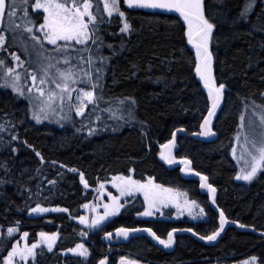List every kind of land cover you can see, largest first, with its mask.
Returning a JSON list of instances; mask_svg holds the SVG:
<instances>
[{
  "label": "trees",
  "instance_id": "obj_1",
  "mask_svg": "<svg viewBox=\"0 0 264 264\" xmlns=\"http://www.w3.org/2000/svg\"><path fill=\"white\" fill-rule=\"evenodd\" d=\"M33 1L27 6L29 19L34 17L30 14ZM92 3L94 12L97 4L103 9V0ZM203 5L206 17L215 25L210 43L213 75L217 86L225 85L221 106L212 117L215 135L210 140L189 136L200 135L211 102L195 73V49L187 43L186 25L175 12L130 8L120 0L124 18L104 13L105 22L97 33L102 44L93 56L106 59L102 63L95 59L91 69L81 64L94 76L95 67L102 68L101 87L95 90L102 98L90 104L83 116H75L72 126L34 123L29 103L0 86V125L5 126L0 131V231L10 227L30 230L34 239L39 232L60 234L55 249L40 247L33 264H97L105 257L108 246L77 219L85 215L83 204L100 182L132 172L139 180L152 177L165 187L185 192L204 209L205 217L198 222L186 218L139 220L134 211H123L114 219L112 229L149 227L161 239H167L172 229L191 228L200 236L217 229L219 216L210 206L201 180L183 174L178 165L168 166L162 157L179 129L186 134L178 135L173 157L189 159L191 168L208 177L217 190V206L232 224L215 245H206L194 235H175L176 247L170 251L150 237H133L114 244L110 264H118L126 256L149 264H231L255 256L256 264H264V171L249 185L238 183L231 157L241 115L251 114L253 102L264 104V0H203ZM125 20L131 31L121 33ZM16 31L25 37L21 29ZM10 47L8 51L25 54L24 65L33 68L34 52L25 51L20 44ZM54 47L45 45L41 52L63 55L54 53ZM4 52L0 50V54ZM81 86L90 89L88 84ZM121 100L125 104H119ZM129 110L133 118L128 117ZM89 127L95 129L91 135ZM37 204L48 209L67 208L68 212L34 216L31 209ZM82 232L88 234L82 236ZM77 244L88 247V257L65 253ZM11 247L12 240L0 241V264Z\"/></svg>",
  "mask_w": 264,
  "mask_h": 264
},
{
  "label": "snow or ice",
  "instance_id": "obj_2",
  "mask_svg": "<svg viewBox=\"0 0 264 264\" xmlns=\"http://www.w3.org/2000/svg\"><path fill=\"white\" fill-rule=\"evenodd\" d=\"M128 7L137 8H150V9H162L169 12H175L179 14V17L183 19L186 25L185 35L187 37V43L195 49V73L203 81L204 87L207 89V98L211 102L210 107L207 109V116L203 118V122L200 124L202 136H212L215 135L212 129V117L215 116L216 111L221 106L223 99V93L225 90V85L220 83L217 86L216 79L213 75V54L210 50V43L213 37V32L215 25L210 22L206 17L204 11L203 0H124ZM29 0H11L8 3L7 0H0V20H3L5 16L9 21V27L5 29L6 31H11L13 35L17 29L22 26L15 23L18 11H23L24 15L20 17L23 20V30L30 34V38L35 44H39L43 47V41H47L49 44L55 46L52 49L53 52L57 54L64 55V67L59 66V61L56 64L51 63L54 57L46 56L44 59L48 61L46 64H41L33 73H28L31 75L32 86L27 88V92L34 95L36 106H34L32 116L37 122L41 119H47L49 114H55L57 110V101H59V108L62 111L63 104L67 99L69 101V107L71 110V100L72 93L76 92L77 95L75 99L78 101L76 106L75 114L77 116H83L85 114V109L89 104L95 105L99 99L96 95V89L100 88V74L102 72L101 67H95V76L93 72L81 67V64H86L88 69L94 67V60L99 59L101 63L106 59L105 57H95L93 52L100 51V45L102 41L100 40L97 33L100 30V26L105 22L104 13H107L108 17H112L114 13H118L120 18L125 17V13L120 11V0H103V9L100 8L99 4L96 5L95 12L93 11L92 0H35L34 9L43 11V23L39 25V31L43 33L41 38L35 35L33 32L32 25L34 22L28 18L27 6ZM131 31V25L125 20L123 27L120 29L121 33H127ZM5 35L0 34V48L5 45ZM60 42V43H58ZM80 46V47H77ZM111 47V45H108ZM25 51L27 48L25 47ZM75 52V57L71 56V53ZM85 54H87L85 56ZM13 59L16 60L17 67H22L23 62L20 61V57L11 54ZM75 59L76 63L73 64L72 60ZM0 67H6L5 61L0 60ZM55 68V73H52V69ZM87 77V84L90 86L91 90H85V88H75L73 85L82 82V76ZM11 77V81L8 80ZM21 73L17 72L16 69L7 67L4 74L3 87H11L12 91L23 96L25 94V89L20 85ZM26 78V77H25ZM54 84L56 90L51 88L45 89L46 84ZM58 90V91H57ZM30 95V103L32 102ZM264 95V94H262ZM130 100V98H128ZM132 104L135 101H131ZM119 104H125V101H119ZM246 111L248 110V105L245 106ZM112 111V109H108ZM115 116L116 114L113 113ZM129 118H133V113L131 110L127 113ZM251 119L248 120L247 127L251 129V133L245 132L243 137L239 134L236 136L237 143L241 145L240 157L239 159L244 160L245 167L241 168L240 172L236 175L237 180H243L246 182H251L258 174V172L264 171V105H256L255 102L251 106ZM123 119V117H119ZM65 119V117H61ZM241 124L240 129L245 128V116L240 117ZM257 128L259 129L257 131ZM5 129L4 125H0V131ZM80 129H78L79 131ZM95 129L89 127V134L91 135ZM182 131V129H181ZM176 133H173V139L168 142L165 147H171L174 145ZM13 140L16 139L15 136L12 137ZM242 140V143H241ZM232 154L234 157L237 155V148L234 146L232 148ZM40 157L41 162H43V157L39 152L36 153ZM162 157L169 163L175 162V158L170 155ZM181 163L189 165L191 162L188 160H182ZM71 171L75 172V169ZM185 172H191L192 169L186 167L182 169ZM200 176L201 187L206 188L212 196V202L215 203L216 188L213 187L211 183H208V177L203 176L200 173H195ZM81 182L84 183L85 187H88L84 180V176L80 174ZM113 187H115L120 196H130L134 191H142L144 193L145 201L148 202L149 207L144 211L143 215L151 216L153 215L152 208L155 207L156 203H164L165 201H175L176 195L170 188H164L161 185L153 183L151 178L146 183H141L140 181L134 180L131 176L118 175L112 178ZM49 183H54L49 181ZM104 184H99L97 191L103 195ZM112 203L105 204L103 207L105 209L103 215H97L90 222L84 216L79 217L81 224L87 225L89 229L97 228L105 221L109 216L117 214L121 208L124 207L123 204L119 203L120 197L113 196L109 193ZM85 208L89 207L88 204L84 205ZM177 207H180L177 204ZM184 207L187 208L189 214H192L193 207H198L196 201L184 202ZM47 211H58V212H68L67 208H55L48 209L41 207L39 204L35 208L31 209L32 213L37 212H47ZM204 209L200 208L197 215H203ZM228 223L227 218L223 210L219 212V227L212 231L209 235L201 236L200 239L206 241H215L217 237L220 236L221 232L224 230L225 225ZM240 227H245L240 225ZM17 229L10 227L7 229L9 235L16 232ZM135 231H146L153 238L159 241L164 247H171L174 244V233L177 229H172L167 233V239H161L152 231L151 228L147 229H128V228H118L116 229V234L118 236L127 237L130 232ZM187 231L192 232L191 228ZM87 232H82V236H86ZM107 237H111L112 233H106ZM26 238L28 233H23ZM40 240L29 246L27 243L21 248L19 243L13 245L11 251L4 258V264H14V258L18 257L15 264H27L29 258L35 257L36 250L40 245H47L48 251H52L53 245L56 243L58 233L48 234L45 232L39 233ZM68 251L77 252L79 255L87 256L88 250L83 244H77L74 249H69ZM257 258L255 256L251 257L249 260L243 262V264H256ZM99 264H106V259L99 261ZM121 264H134V262L126 261L125 258H121Z\"/></svg>",
  "mask_w": 264,
  "mask_h": 264
},
{
  "label": "rangeland",
  "instance_id": "obj_3",
  "mask_svg": "<svg viewBox=\"0 0 264 264\" xmlns=\"http://www.w3.org/2000/svg\"><path fill=\"white\" fill-rule=\"evenodd\" d=\"M7 2L11 3V0H7ZM19 2H20V0H18V3ZM34 3H35V0L33 1L32 5H34ZM32 5H31V13L30 14L32 16H34V17H31L30 20L33 21L34 23L32 25H29V26L33 27V32H34L35 35H38V36H40L42 38L43 37V33L39 31V25L43 23V11L34 9V7H32ZM23 15H24L23 11H18L17 18L15 19V23L16 24H20L22 26L20 29L22 30V33L25 34L24 35L25 39L24 38L22 39L21 38L22 36H20V35L18 36V31H15V34L13 35V33L11 31H6L5 30V29H7L9 27V21H8L7 17H6L4 29H3L2 32H0V34L5 35V38H6L5 39V45L3 46V48L0 49V50H3V51L6 50V53L5 52L1 53L0 56H2L1 57L2 60L7 62L6 63V67H3V69L0 71L1 84H3V82H4V74H5L6 70H7V67H11V68L16 69L17 72L21 73V77L22 78H21V81H20V85L25 89V94L23 96H20L19 94L13 92L11 87H5V88L7 90L11 91L12 93L17 94V96H19L20 98H22L23 100H25L26 102L29 103L32 121L34 123H36V124L44 123V124L50 125L51 127H54V128H64V127H69L70 125L72 126L75 116L76 117H80V116H77L75 114L76 106L78 104V101L75 99V97L77 95L76 92L72 93V97L73 98H72V100L70 102L71 103V110H70V107H69V101L67 99L65 100V102L63 104L62 111L59 108V101H57V110H56L55 114H49L47 119H41L40 122H37L35 119H33L32 112H33L34 106H36V101H35L34 95H31V94H29L27 92V88L32 86L31 75H28V73H33L38 68V66H40L41 64L48 63V61L46 59H44V57H46V56L54 57V59H52L51 63L56 64V62L59 61V66L61 68H63L64 67V55H61L60 57H57L56 55L42 53L41 52V50H42L41 46L39 44H35L34 41L31 40L30 34H28L26 31L23 30L24 22H23L22 19H20V17H22ZM28 18H29V12H28ZM29 38H30V40L28 41ZM25 40H27V41H25ZM24 43L26 45H28V46L24 45ZM58 43H60V42H58ZM19 44L21 45V47L24 50H25V47H26L27 51L29 50V51H31V53L34 52L33 53L34 54L33 61L31 62L32 65H33V68L29 67L30 68L29 69L28 68V63H27V65H24L26 63V59L24 57L25 54L23 55V54H21L20 52H18L16 50H11L10 49V51L15 53V55L19 56L20 57V61L23 62L22 67H17V63L18 62L13 59V56L11 55L12 53L7 50L8 48H11L10 45L11 46H14V45H18L19 46ZM36 45H37L38 49L36 48ZM45 45H49L51 47H54L53 45L49 44L47 41H43V47H45ZM39 51H40V53H38ZM36 53H38V54H36ZM52 73L53 74L55 73V68L52 69ZM81 76H82V82L79 83V84L73 85V87H75V88H85V90H90L89 88L84 87V86L79 87L80 85L87 84V82H86L87 81V77H83L82 73H81ZM8 80L11 81V77H8ZM44 87H45L46 90L49 89V88H51L52 90H56L55 89V85L51 84V83L46 84ZM30 95H31V99H32L31 103H30ZM89 105L87 106V108L89 107ZM262 105H264V104H262ZM87 108L85 109V112H86ZM62 116L65 117V119H61ZM251 118H252L251 114L249 116H245V121H244L245 128L244 129H240V127H239V134L241 135V137H243L245 132L251 133V129H249L247 127L248 120L251 119ZM258 130L259 129L257 128V131ZM237 134H238V131H237V133H236V135L234 137V142H233V146H232V148L234 146L237 148V155H236V157H234L233 154H232V149H231V157H232V160L234 161V164H235V166L237 168V174H238L240 172L241 168L245 167V163H244V160L239 159L241 145L237 143V140H236ZM241 143H242V140H241ZM171 157H173V154L171 155ZM191 169H193V168H191ZM258 174H259V172H258ZM123 176H131L134 180L140 181L141 183H146L151 178L153 183H155L157 185H161L160 183H158L152 177H148V178H146L143 181L139 180V179L135 178V176L133 175V172L130 175H123ZM113 177H111L107 181H102V182L99 183V184H101V183L104 184L103 195H101V193L99 191H97V189L99 187V184H98V186L96 188H93L94 195L91 197L90 200L86 201L83 204V207H82V210L85 213L84 217H86L88 219V221L90 222L97 215H103V213L105 211L103 206L105 204H111L112 203L111 198L109 196V193H111V195H113V196L120 197L119 203L124 205V207L121 208L120 211L117 214L109 216L97 228L89 229L87 227V225L82 224V226L84 228L90 230L91 233H93L96 238H101L106 233H108L110 229L114 228L115 227L114 219L116 217H119L123 213V211H126V212L134 211L136 218L139 219V220H164V221L166 220V221H171V220H178V219L186 218L190 222H198V221L203 220L204 217H205L204 214L203 215H197V213L199 212V209L202 208L197 202H196V204L198 205V207H193L192 214L190 215L189 211L187 210V208L184 207V202H185V200H187V201H192V200L189 198V196L185 192H183V191H181L179 189H173V188H170V189L173 190L174 194H183V195H176L175 201H165L164 203H159V202L156 203L155 207H153L151 209L152 212H153V215L145 216V215H143V213L149 207V205H148V202L145 201L144 193L142 191H134L130 196H120V193L118 192V190L115 187H113V182H112V178ZM252 181L251 182H246V181H243V180H237L238 183H241L243 185H249L250 183H252ZM85 182H86V180H85ZM82 184H83L84 188L88 191L89 187H85L84 183H82ZM161 186H163V185H161ZM163 187L164 188H169V187H165V186H163ZM85 204H88L89 207L85 208L84 207ZM177 204H179L180 207H177ZM47 212H37V213H33V215L34 216H39V215L45 214ZM77 221L80 223L79 219H77ZM13 228H16L17 231L12 233L11 235L8 234L7 230L4 231V232L0 231V241L1 240H7V241L8 240H12V247H13V245L17 244V242H18L19 246L22 248L25 243H27L29 246H31V244L36 243V242H38L40 240V236H39L40 232L37 233V237H36V239H34L33 235H32V232L30 230H21V229H19L17 227H13ZM25 232L28 233V236L26 238L23 236V233H25ZM59 238H60V234L58 233V237H57L56 243L53 245L52 251L55 249V247H56V245H57V243L59 241ZM116 242L117 241H114L113 243H116ZM109 245H111V243ZM113 246H114V244H112L110 246V248H109L110 253L113 252V249H112ZM12 247H11V249H12ZM40 247H45L47 249V245H40L36 250H34L35 253H36L34 259L30 257L29 260L27 261V264H33L35 262L36 257H37V252H38V249ZM84 247L88 250V255H89L88 247H86L85 245H84ZM11 249H10V251H11ZM68 250L65 251L66 254H72V255L81 256V255H79V251L71 252V251H68ZM88 255L87 256H82V257L86 258V257H88ZM123 258H125L126 261L134 262V264H149L148 262H143L141 260H138V259H135V258H132V257H129V256L128 257L126 256V257H123ZM249 259L250 258H246V259H243V260L238 261V262H233L231 264H243L244 261L249 260ZM16 260H18V257L14 258V264H15ZM110 263H111V260H110ZM118 264H121V258L118 260ZM208 264H217V263L214 261V262L208 263Z\"/></svg>",
  "mask_w": 264,
  "mask_h": 264
},
{
  "label": "water",
  "instance_id": "obj_4",
  "mask_svg": "<svg viewBox=\"0 0 264 264\" xmlns=\"http://www.w3.org/2000/svg\"><path fill=\"white\" fill-rule=\"evenodd\" d=\"M4 21H5V17L3 18V20H0V32L3 30V28H4ZM202 81V80H201ZM202 84H203V81H202ZM203 86H204V84H203ZM205 88V87H204ZM207 116V115H206ZM175 133H176V136H175V142H174V145L173 146H171V147H167V149H166V154H165V156H168V155H172V152H173V149H174V146H175V144H176V142H177V140H178V135L180 134V133H182V134H186V131L184 130V129H182V131H181V129H179V130H177V131H175ZM191 138H193V139H196V140H210V139H212L213 138V136L214 135H212V136H202V135H196V134H191V135H189ZM173 139V138H172ZM182 160H185V159H179V160H175V162L174 163H172V164H169L166 160H165V162H166V164L168 165V166H170V167H173V166H176V165H182L181 166V171H182V169H184V168H186V167H189V168H191V166H192V163H190L189 165H185V164H183V163H181V161ZM186 160H188V161H190L189 159H186ZM191 162V161H190ZM182 173L183 174H185V175H187V176H191V177H196V178H199L200 179V176H197L195 173H199V172H197V171H195V170H193L192 169V171L191 172H185V171H182ZM201 174V173H200ZM201 175H203V174H201ZM204 176V175H203ZM209 183V182H208ZM214 187V186H213ZM209 203H210V206L212 207V209L218 214V216H219V212L221 211V209L217 206V204H216V202L213 204V202H212V196H211V194L209 193ZM225 217H226V215H225ZM227 218V217H226ZM228 220V219H227ZM229 225H230V221L228 220V223L225 225V228H224V230L221 232V234H220V236H218L217 237V240H215V241H206V240H202V239H200V235L199 234H197L194 230L192 231V232H189V231H187V229H177L178 231L176 232V233H174V244L171 246V247H164L163 245H161L160 243H159V241L158 240H156L155 238H153L148 232H146V231H135V232H130L129 233V235L127 236V237H124V236H118L117 234H116V229H114V230H112V231H110L111 233H112V236L111 237H107L106 235H104V236H102L101 238H100V240H101V242H103L104 244H106V245H108V244H110L111 242H112V240L115 238V237H118V238H120V241L121 242H126V241H128L130 238H133V237H140V236H146V237H150V238H152L154 241H155V243L159 246V247H161V248H163V249H165V250H168V251H170V250H174L175 249V247H176V238H175V235H187V234H190V235H194L200 242H202V243H204V244H206V245H215V244H217L220 240H221V238L224 236V234H225V232H226V230L228 229V227H229ZM149 228V227H148ZM118 229V228H117ZM128 229H130V228H128ZM131 229H147V227L146 228H131ZM153 231V230H152ZM154 232V231H153ZM109 233V232H108ZM103 259H106V264H109L110 263V252H108L107 254H106V256L103 258ZM102 260V259H101ZM97 264H99V262L97 263Z\"/></svg>",
  "mask_w": 264,
  "mask_h": 264
},
{
  "label": "bare ground",
  "instance_id": "obj_5",
  "mask_svg": "<svg viewBox=\"0 0 264 264\" xmlns=\"http://www.w3.org/2000/svg\"><path fill=\"white\" fill-rule=\"evenodd\" d=\"M179 166H181V164Z\"/></svg>",
  "mask_w": 264,
  "mask_h": 264
},
{
  "label": "flooded vegetation",
  "instance_id": "obj_6",
  "mask_svg": "<svg viewBox=\"0 0 264 264\" xmlns=\"http://www.w3.org/2000/svg\"><path fill=\"white\" fill-rule=\"evenodd\" d=\"M181 167V166H180ZM120 239V238H119Z\"/></svg>",
  "mask_w": 264,
  "mask_h": 264
}]
</instances>
